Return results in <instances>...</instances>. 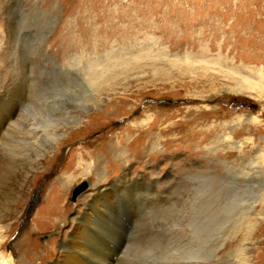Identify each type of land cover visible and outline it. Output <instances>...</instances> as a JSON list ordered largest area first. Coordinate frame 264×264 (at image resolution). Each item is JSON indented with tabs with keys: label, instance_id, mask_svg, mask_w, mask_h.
Here are the masks:
<instances>
[{
	"label": "rangeland",
	"instance_id": "374dc122",
	"mask_svg": "<svg viewBox=\"0 0 264 264\" xmlns=\"http://www.w3.org/2000/svg\"><path fill=\"white\" fill-rule=\"evenodd\" d=\"M123 60L114 85L94 83ZM239 75L264 81V0H0V109L23 103L0 157L63 133L2 224L6 264L53 262L85 208L96 226L98 190L117 219L89 232L115 264L122 230V264H264V92L234 89Z\"/></svg>",
	"mask_w": 264,
	"mask_h": 264
},
{
	"label": "bare ground",
	"instance_id": "6f19581e",
	"mask_svg": "<svg viewBox=\"0 0 264 264\" xmlns=\"http://www.w3.org/2000/svg\"><path fill=\"white\" fill-rule=\"evenodd\" d=\"M173 62L174 63L170 64V66L172 65L173 68L174 67H178V68L181 67L182 70H183V67L184 68L185 67L189 68L188 65H190V64H188L186 62H184V63L183 62H175V61H173ZM119 65H120V67H119ZM128 66H129V61H126V60H123L121 62V64H114V63L108 64L107 65V69H106V71L104 73L95 74L94 75L95 78H93V81H94V83L96 85H100V87H103V85H109V86L111 85L112 86V85H114L116 83L118 77L121 76V74H123L124 72L128 71V68H129ZM131 67H133V66H131ZM189 71H190V69H189ZM231 78L235 82V85H236L234 89H237L238 91L248 92V91H251V90H255V91H258V92H261V93L264 92V81L263 80L252 81V80H250L252 78H250L248 76H244V75H239V76H235V77L231 76ZM95 87H97V86H95ZM18 90H20L19 87H18ZM261 93H259V94H261ZM10 96H12V94ZM11 98H12L13 101L8 103L7 105L5 104V106L2 109H0V143L3 142L4 134L7 131H9L10 128L13 126V124L18 121V118H20L23 115V109H22L23 103L21 101H19V99H17L16 95H15V98H13V97H11ZM24 102H25V100H24ZM27 102H28V100H27ZM41 112H43V111H41ZM39 114H38V116H39ZM247 118H248V121L251 119L250 120L251 122H253L254 119H255L253 117H247ZM24 119H26V118H23L22 120H24ZM246 122H247V120H246ZM44 124H46V123H44ZM58 125H59V123H58ZM38 128L40 129L42 127H38ZM37 131H35V133ZM32 135L36 136V137L33 136L35 138L34 140L25 141L24 144L20 145V146H19V143L17 144V146L19 147L20 151L15 150V148H14V150H12V155L14 156V159H12L11 161H8V160L6 161L5 158L0 157V158H2V159H0V229L2 227V224L8 218L10 206L15 201V199L17 198L20 189L23 188L25 185H27L34 178L36 172L39 169L46 167V165L44 166V164H45L44 163V157H45L46 153L48 151H50L51 149H53L54 144L60 145L62 137H63L62 136L63 133L58 131V128H54L50 132H46V133L43 132V133H40V134H37V135H35L33 133ZM28 148H32L33 149V153L32 154L28 153L29 156H25L26 154H24L23 151L26 150V153H27ZM24 157L29 158L30 159V163L28 165L25 164V166L23 165V167H22L23 169L20 168V167H19L20 169L17 168L15 166V164L18 163L21 160V158H24ZM257 157H258V161L257 162L260 163L261 166H264V147L263 146H261L259 148ZM27 158H25V160H27ZM23 160H21V161H23ZM20 164H18V166ZM13 167H16L17 169H19V171L17 169H16L17 172L16 171H12ZM253 167H255V164H254ZM62 180H63V178H62ZM156 181L159 182V180H156ZM68 182L69 181L62 182L60 189L67 190L68 189L67 185L71 181L69 183ZM131 183L132 182L129 183L130 184L129 186L132 187ZM165 192H167V191H165ZM165 192H163V193H165ZM97 193L100 194L97 197L100 200V202L104 201L102 199L105 198V200H106L105 203L106 204L104 203L105 204L104 205L102 203L104 206L102 205L103 206L102 208H98V211H97L98 220H97V218L95 216V218H96V224L95 225L96 226H93V224H92V226H90L89 222H87L86 224H84L85 222H82V219L87 216L86 214H88L87 208H85L86 212L84 214H82V217L79 216V217H74L73 218V221L70 223L69 228L66 230L65 238L63 240H61L59 245H58V253L56 255V259L53 262H51L50 264H91V262L93 260L94 261L97 260V261L103 262L105 264H115L112 261V255L113 254L111 252H108V250L104 249L100 245L101 243L99 244V242H98L99 239L97 240V239L94 238L95 234L92 236L91 233L89 232L90 229H92V228H93V230H94V228L99 230V225H100L99 221H101V225L100 226H102V224L105 223V221H106V223H109L107 221V219L104 217L105 213L112 214L114 220L117 219L116 216H115L114 203L113 202L110 203L112 195L111 194H107L104 191H100V190H98ZM156 194L158 196L157 200H162V198H163L162 197V192L157 191ZM142 206H143V204H142ZM249 212H251V211H249ZM140 222H142V221H140ZM86 225H87V228H85ZM123 225L120 224L117 227V230H122L121 228H123ZM252 228L253 227H250L249 229L252 230ZM98 230L96 232H99ZM144 230H146V229H144ZM141 232L139 233V231H138L137 234H141ZM143 233L144 232H142V234ZM103 234H105V232ZM123 238H124V231L123 230L119 231V232L117 231L113 235V239L119 245L124 247V250H125V252H123L124 254L122 256V259L120 260V262H118L116 264H122L123 258L125 256L127 248L129 247V244H130V242L129 243L124 242ZM7 256L8 255H6L4 253H2V255H0V264H6V262L9 261ZM29 256H31V254H29ZM9 257H10V255H9ZM21 264H33V262L32 261L27 262V261L21 260Z\"/></svg>",
	"mask_w": 264,
	"mask_h": 264
},
{
	"label": "water",
	"instance_id": "95a60500",
	"mask_svg": "<svg viewBox=\"0 0 264 264\" xmlns=\"http://www.w3.org/2000/svg\"><path fill=\"white\" fill-rule=\"evenodd\" d=\"M88 185H89V183H88V181H82L80 184H78L75 188H74V190H73V192H72V197H71V199L74 201L76 198H77V196L86 188V187H88Z\"/></svg>",
	"mask_w": 264,
	"mask_h": 264
}]
</instances>
